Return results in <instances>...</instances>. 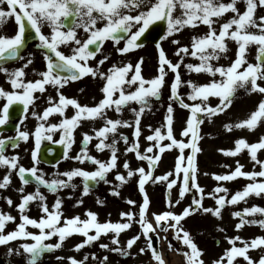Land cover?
Returning <instances> with one entry per match:
<instances>
[{
  "label": "snow or ice",
  "instance_id": "1",
  "mask_svg": "<svg viewBox=\"0 0 264 264\" xmlns=\"http://www.w3.org/2000/svg\"><path fill=\"white\" fill-rule=\"evenodd\" d=\"M240 2L241 0H0V26L13 17L18 26L14 36L0 35V72L5 74L12 89V91H7L0 87V100H6L2 107L3 114L0 116V125H4L8 121L10 106L21 105L23 113L27 114L30 106L34 108L35 100L39 99L34 93L43 94L46 91V85L55 88L58 101L49 96L47 98L49 107L42 113L36 111L31 113L34 118L40 121L34 133L36 150L32 153L33 161L37 162L41 140H51L52 133L57 131L61 133L60 143L65 147V158H68V150L75 142V130L81 126V121L104 120L103 127L93 129L95 136L83 133L80 153L71 157L80 163L91 162L96 166V170L86 171L74 168L64 173H57L50 180L45 179L44 174L35 165L25 168L19 164L17 156L4 154L9 146L8 142H11L12 147H16L20 140L27 141L29 139V132L17 129L16 136L8 137L7 141L0 139V167L7 170L6 175L0 179V189L8 188L11 184V173L16 171L24 185L34 180L37 185L45 187L53 194L64 188L75 189L76 185L71 181L75 177H81L83 179V195H88L91 190L90 181L107 183V174L119 166L117 163L119 140L116 137L119 127L135 128L136 141L125 151L135 153L137 159L147 161L148 164L147 171L144 167L133 170L126 161L123 167L128 169L127 177L116 173V179L121 182V185L127 183L128 179L138 173V187L144 196L138 214L133 211L120 214L125 222L107 221L101 223L98 221V214L90 210L86 211L87 219L84 220H81L79 216L66 217L62 211V199L57 197L50 208L46 202L47 197L39 188L33 193L22 195L21 202L16 205L21 222L16 224L14 230L5 232L6 224L8 222L15 223L16 217L10 213L0 212V245H7L17 239H30L34 243H22L17 249L9 248V255H24L26 264H38L44 254L61 249L65 240L75 234L86 237L74 247L75 251H80L86 245L97 241L101 235H107L109 232L115 234L112 243L118 245L117 237L121 231L131 228L135 222L140 225L141 234L147 240V249L151 250L152 258L156 264H165V260L162 254L153 247L152 237L149 236V233L159 236L157 229L167 232L169 228L175 229L176 239L182 240L183 244L191 250L190 253H183L187 264H204L201 259L202 251L193 242L189 232L184 230L181 221L197 212L211 213L219 219L221 210L227 205H236L241 201L247 202L246 198L250 195L261 196L264 194V179H258L264 178V160L258 159L257 155L260 150H264V136L255 143H248L246 139L239 138L235 141L234 149H219L226 156H237L246 149L254 162V169L256 165H259L260 170L242 171L244 166L237 160L234 171L228 174H213V178L221 182L232 181L240 177L251 181L245 185L243 190L236 191L230 198L227 196L229 190L226 187H216L214 193H225V195L210 194L217 205L215 208L203 206L204 190L197 183L198 169L194 163L197 153L202 151L198 146V141L202 138L199 136V125L203 124L205 119L211 122L213 117L225 113L231 107L238 88H245L249 94L253 92L264 94V84L258 83V81H264V15H256L257 8H264V0H243L245 5L243 11L238 7ZM229 12L232 13V16L222 22L221 18ZM158 22L166 25L164 39L175 36L186 27L197 28L204 25L207 27V32L201 36L193 35L190 46L181 45L178 39H173L171 42L178 45L175 53L178 57L176 63L169 60L164 49L160 44H157L159 75L152 79H145L142 76L143 58H140L135 65L131 62L122 66L113 64L106 72L101 71L100 66L109 59L107 55L97 62L96 67L89 65L90 59H95L98 53H102V47L106 41L111 40L116 46V51L121 55L142 47L141 37ZM217 24L219 28L215 26ZM45 27L50 29L48 34L43 31ZM78 30H82L85 34L83 38ZM32 37L38 41L37 47L43 50L46 70L36 73L41 79L26 81L24 77L27 73L24 69L33 63L31 58H28L21 68L15 70L10 71L6 65L9 62L25 59L23 50ZM229 40L234 41L237 45L236 56L228 66H224L219 64V61L228 59L227 41ZM121 41H124L123 47L119 46ZM253 45L256 46L254 63L247 59V54ZM61 46L68 47L71 55H66L61 51ZM188 56L198 60L199 63H185V57ZM182 65L189 76L192 73H204L212 79L205 84H198L191 78L184 80L180 71ZM168 71L174 74L170 84V101L178 103L181 108L190 112L189 118L186 120V128L181 133L182 136L189 139L184 142L175 138L172 115L174 108L170 103L167 106L166 124L163 126L166 128V132H162L161 128L154 129L153 134L148 135L146 139L155 143L148 146L144 153H141L139 148L141 118L146 109L150 110V99L160 98ZM130 73L131 75H129ZM85 76L104 81L101 88V92L104 94L103 98L94 106L81 105L77 99L68 98L60 91L69 82L80 80ZM217 76L219 79H216ZM182 86L190 88L191 91L187 93V99L193 103H187L180 94L179 89ZM209 97L219 98V103L212 106L208 103ZM132 103L140 105L139 109H131L135 116L134 124L107 117V110L113 109L117 113H121ZM69 106L75 110L71 117L65 116V110ZM52 114H59L62 117L61 121L48 123L49 116ZM262 123H264V99L259 102L257 108L250 113L247 119L235 124L227 123L224 128L229 132L240 128L254 131ZM110 135L111 143H107ZM93 139L98 141L94 145L97 151L110 150L111 155L108 161H102L89 154L88 145ZM119 139H122L126 145L129 143L128 137L123 134ZM165 140L170 143L161 144ZM173 147L180 151L174 169L176 177L181 179L178 191L179 199L176 200L172 199L171 190L177 185V179H169L174 173L153 176V171L161 159L160 154ZM154 148H158L160 154L148 155L147 153H153ZM185 149H190L191 154L185 156ZM185 160H187L186 165L184 164ZM225 167L228 166L225 165ZM180 173H183L182 178ZM61 176L67 177V179H62ZM149 180H152L153 183L167 182L166 187L169 190L167 203L170 210L160 214L153 213L155 225L148 219L150 201L145 192V184ZM193 189L196 193H200L199 198L194 194L192 203L180 214H176L174 212L175 205H178L186 193ZM18 191L23 193L24 189L20 188ZM113 195H119V192L114 191ZM4 199L10 207L13 205L10 197ZM31 202H38V208L42 213L39 219L30 218L26 214ZM82 203V200L78 201V204ZM98 203L102 202L98 201ZM127 203L129 205L136 204L131 199L127 200ZM257 213L264 215V208L253 206L243 209L242 212L235 211L233 216L239 218L240 221L236 225L237 231L245 224H259L264 228V219H246V217L255 216ZM62 220L63 223H61ZM28 226L38 229L39 233L28 231ZM92 230L95 232L94 235L89 234ZM218 230L225 231L223 228ZM181 233H183L182 236ZM52 237H58L57 242L45 243ZM139 239L140 235L133 236L127 241L126 248L116 247L110 250L118 252L121 256H128L131 254L129 250ZM226 239L232 246L226 249L219 259L213 261V264H225V260L226 264H234L237 257H242L247 261V264H264V256H261L257 261L248 255L250 249L262 248L264 250V237L253 238L251 242L240 236L226 237ZM237 241H240L243 246H236ZM100 247L109 249L107 244H101ZM169 247L171 248V245ZM139 251L143 254L146 249L141 248ZM63 259L65 258L57 257V260ZM67 259L70 264H85L89 257L85 256L81 261L74 257ZM107 260L108 257L105 256L101 264H106Z\"/></svg>",
  "mask_w": 264,
  "mask_h": 264
},
{
  "label": "rangeland",
  "instance_id": "2",
  "mask_svg": "<svg viewBox=\"0 0 264 264\" xmlns=\"http://www.w3.org/2000/svg\"><path fill=\"white\" fill-rule=\"evenodd\" d=\"M6 7V5H5ZM241 11L244 10L245 5H238ZM135 14V13H133ZM216 19V18H213ZM216 26V25H215ZM17 25L15 24L14 17L9 19V26L3 29V34L6 36H14L17 31ZM160 29V35L157 43H143V46L137 48L133 51H130L127 54L121 55L116 51V46L114 43L106 41L102 47V53H98L95 59H90L88 61L90 66L96 67L97 62L103 58L104 55H107L109 59L105 62V64L100 66L101 71H107L113 64H117L122 66L123 64H127L131 62L135 65L140 58H143L142 64V76L145 79H152L159 75L158 73V56L159 51L156 47L157 44H160L161 47L164 49L165 54L169 60L173 63L178 62V57L175 55L178 45L173 44L171 41L173 39H178L181 45H189L191 44V37L193 35L201 36L207 32V27L200 25L197 28H185L180 33L176 34L175 36H170L167 39H164V35L166 33V25L162 22H158L156 25L152 26L148 32L145 33L143 38L151 33L154 28ZM217 27V26H216ZM9 29V34H8ZM45 34H48L50 29L45 27L43 29ZM135 31V29H133ZM80 36L83 38L85 34L82 30H78ZM229 46V53L228 59H221L219 64L228 66L232 60L235 59L236 56V49L237 45L234 41H227ZM124 42L120 43V47H123ZM255 55H256V46L253 45L250 48V51L247 54V59L249 62H255ZM25 59L19 60L18 63L9 66V69L15 70L21 68L28 58L33 60V63L29 65L32 69V75L36 76L38 73L36 64L41 59L39 53L33 51H25L23 54ZM185 63H193L198 64L199 61L188 56L185 57ZM216 63V62H213ZM183 69V75H182ZM26 71V69H24ZM181 76L182 79L187 80L191 78L198 84H205L208 83L212 77L208 76L203 73L196 74L192 73L189 76L187 70L181 66ZM131 75V73L129 74ZM174 76L171 71H168V75L165 79L169 83V79ZM99 79V78H96ZM93 79V80H96ZM219 79V76L216 77ZM258 83L264 84V81H258ZM10 91V90H9ZM162 91V89H161ZM180 94L184 97L185 101L189 104L193 103L192 101L187 99V93L191 90L187 86H182L180 89ZM264 99V94L259 93H248L246 92L245 88H238L235 94V98L230 108L227 109L225 113L217 115L212 118L211 122L208 119L204 120V123L199 125V136L202 137L198 141V146L202 149L201 152L197 153L195 158V165L198 169L197 171V183L200 185L201 188L204 190V198H203V206L207 208H215L217 205L215 204V200L211 198L210 194L213 195H225V193H214V189L218 186L226 187L229 192L227 196L230 198L232 194H234L238 190H243L245 185L250 183L251 181L240 177L232 181H216L213 178V174H228L235 170L236 168V161L238 160L241 165H243L242 171L250 172V171H259V165H256L255 169L253 167L254 162L251 160L248 151L242 150L241 153L237 156H226L222 154L219 149L231 150L235 148V141L239 138H244L247 140L248 143H255L257 142L262 136H264V123H262L259 127H257L254 131H249L247 128H240L234 129L233 131L229 132L225 130L224 125L227 123L235 124L239 121L245 120L249 117L250 113L254 111L259 102ZM209 104L215 106L219 103V98L217 97H209ZM173 107L176 109L173 113V132L174 136L178 141L187 142L189 138L182 136V130L186 128V120L189 118L190 112L187 109H183L179 106L178 103L173 102ZM127 112L122 111L121 113H117L116 111L110 110L109 114L107 115L108 118L113 120H124L126 119ZM83 122L85 120H82ZM104 126L103 120L96 119L92 123H86L82 128L78 127L75 130L74 137L75 140L77 139L78 145H80V141L83 138V133H88L89 135L95 136V132L93 129H99ZM36 129L33 130H26L25 128L20 129V131H27L30 133L29 139L34 138V133ZM135 128L134 127H119L116 133V137L119 140L117 144V148L119 151L117 155L119 157L117 163L118 168L113 169L110 173L109 179L107 180V184H105L108 192L104 194L107 195H93L89 197H81L77 196L76 200L73 201V198L69 199L68 201H63L62 204V211L64 216L66 217H73L79 216L81 220L87 219L85 213L86 211H92L98 214V221L101 223L112 221L113 223L116 222H125L121 218L122 212L133 211L138 214L139 206L142 205L144 196L143 194H138L139 192H127L124 193L123 191H119L118 188L121 186V182L116 179V173L123 174L127 177V171L125 168H122V162L131 163L132 158L136 155L133 152H126L125 149L130 147L131 144L123 143L122 139H119L120 135L123 134L124 136H130L134 134ZM141 134L140 141H139V148L141 153H144L146 148L151 144L146 137L151 133L146 132L141 127ZM133 137V136H132ZM112 137L109 136V140L106 141L107 143H111ZM98 141L93 139L90 143V150L94 149L91 146L95 147L94 145ZM165 143V141H163ZM89 150V151H90ZM159 150V149H158ZM172 152H165L162 155L160 161V166H157L155 169L154 176H162L169 172L174 173L175 164L177 161L178 156L180 155V151L178 148L173 147ZM97 151V150H96ZM155 148L153 149V153H147L148 155H153ZM16 153V152H15ZM159 154V153H158ZM191 150L185 149V156L190 155ZM110 150L105 149L104 151H97V159L102 161H108L110 159ZM258 159L264 160V150H260L258 152ZM147 161H138L139 167L146 168L148 164ZM184 164H187V160L184 161ZM168 165V168L166 166ZM172 166L171 169L169 166ZM227 165L228 167H225ZM147 170V169H146ZM183 173H180V177L182 178ZM139 177L137 173L133 177L127 180L128 183H131L133 187H136L135 180ZM177 179V185L173 187L171 190V196L173 200L179 199L178 191L179 187L181 186V179L177 178L175 173L172 176V179ZM264 179V178H258ZM134 181V183H133ZM167 182H156L153 183L152 180L148 181V184L145 186V191L149 198L150 204L148 208V219L153 222L155 225L154 218L152 216L153 213L160 214L169 209L168 201V191L166 189ZM9 188L12 189V198L16 199L17 202H21V196L29 193H33L32 190L27 189L26 187L22 186L21 183L16 179L15 175L11 173V184ZM23 188V193L19 192L18 189ZM136 189V188H135ZM114 191H118L119 195H113ZM196 195L199 198L200 193H196L195 189L186 193L183 200L178 205H175L174 212L176 214H180L184 208L188 207L192 203L193 195ZM58 196L62 197L63 193H58ZM133 200L136 202L135 205H129L127 200ZM82 200V204H78V201ZM101 201L102 203H98ZM247 202L241 201L236 205H227L225 208L221 210V218H217L213 216L211 213H203L197 212L193 215L187 217L184 222H181L184 230L188 231L193 242L198 246V248L202 251L201 259L204 261V264H213V261L219 259L225 252L226 249H229L232 245L229 244L228 239L226 237H236L240 236L244 240L251 242L253 238L262 237L264 235V229L259 224H245L239 231L236 229V225L240 222L239 218L233 216L235 211H243L245 208H250L253 206L262 207L264 208V195L255 196L250 195L246 198ZM74 203H77V206H73ZM261 214L257 213L255 216H248L246 219L252 220H260ZM138 219V215H137ZM63 221V220H62ZM174 223V222H172ZM219 228H223L225 231H219ZM159 236L155 233H149V236L152 237V241H157V251L162 254L163 259L165 260V264H187L186 257L183 255L184 252H189L190 249L183 244L182 240L176 239V232L175 229L169 228L167 232L160 231ZM114 233L109 232L107 235L108 239L104 240V244L109 245V249H106L103 254L109 255L107 260V264H156L153 260L151 255V250L147 249V240L141 234V228L138 223L133 222L132 227L121 231L119 236L117 237L119 240L118 245H114L112 243V239L114 237ZM140 235V239L136 241L133 247L129 250L130 255L128 256H121L118 252L111 251L110 249L120 247L126 248L127 241L132 238L133 236ZM181 236L183 233L180 234ZM79 237L77 239V244L81 243L86 237L77 234ZM103 240V239H102ZM218 241V245H215V241ZM100 240L94 241L88 245H86L83 250V254L77 258L78 261L84 259L85 256H88L89 259L85 261V264H90L93 261H100L102 258V253L99 256H96V248L99 247ZM171 245V248L169 247ZM236 246L242 247L243 244L240 241L236 242ZM145 248L146 252L141 254L140 249ZM264 250L262 248H255L250 249L248 253H252L251 256L255 254H261ZM22 252V249H21ZM95 256V259H93ZM240 258V257H239ZM236 258L234 264H247L243 258L239 259ZM238 259V260H237ZM96 261V264L97 262ZM226 264V260H225Z\"/></svg>",
  "mask_w": 264,
  "mask_h": 264
},
{
  "label": "flooded vegetation",
  "instance_id": "3",
  "mask_svg": "<svg viewBox=\"0 0 264 264\" xmlns=\"http://www.w3.org/2000/svg\"><path fill=\"white\" fill-rule=\"evenodd\" d=\"M239 5H244L243 0H241ZM256 15L257 16L264 15V8H257ZM231 16H232L231 12L226 13L225 16L223 18H221V21L222 22L226 21ZM8 26H9V19H8L7 23H5L3 26H0V35L3 34V29L8 27ZM216 26H217V28H219L218 24ZM202 29H204V25H203ZM253 31H255V29H253ZM8 34H9V29H8ZM142 42L143 43H151V44L153 43V42H149L145 39H143ZM37 44H38V41L35 39L33 42H31L27 46V48H26L27 50H25V51L31 50L33 52L39 53L41 59L36 64V67H37V70L39 73V72L46 70V62L44 59L43 51L37 50ZM60 50L63 51L66 55H71V51L68 47L61 46ZM14 64H16V63H14ZM14 64L7 63L6 66L9 68V66L14 65ZM9 70L11 71L12 69H9ZM25 72L27 73L26 77H24V79L26 81L27 80L35 81L37 79H41V77L39 75H36V76L32 75V73H31L32 69L30 67H27ZM182 75H183V69H182ZM203 75L205 76L204 73H203ZM172 79H173V77H172ZM171 82H172L171 78L169 79V83L166 80V83H165L164 87L162 88L159 99H157V98H151L150 99V110H148V109L145 110V112L141 118V123H140V128L142 127L146 132L153 134V130L156 128H161L162 132H166V128L163 126L166 124L165 117H166V115H168L167 106L170 103H172V105H173V101H170V99H169ZM103 84H104V81H102L100 79L93 80V78L91 76H85L80 80H77L74 82H69L65 87L60 89V91L68 98L77 99L81 105L94 106L103 98L104 94L101 92V88H102ZM0 87H2L3 89H5L7 91H9V90L12 91L11 85L8 83L5 74L2 72H0ZM45 87H46V91L43 94H41L40 92L34 93V95L36 97H39V99L35 100V107L34 108L30 106L29 112L27 114L23 113L21 105L13 104L12 106H10L8 121L4 125H0V139H5L7 141L8 137L16 136L17 135V131H16L17 129H19V130L23 129V128H25L26 130L36 129V127L38 126L40 121H38L36 118H34L31 113L33 111H36L38 113H42L44 111V109L49 107L50 105H49L48 100H47V98L49 96L53 97L55 101H58V95H57L56 89L50 85H46ZM81 89H83V91H80ZM5 103H6V100H0V116H2V114H3L2 113V107ZM139 107H140V105L135 104V103H132L128 107H126L123 110V111L127 112L125 121H128L129 123L134 124L135 116H134V113L131 109L132 108L139 109ZM110 110L111 109L107 110V115L109 114ZM175 110L176 109L174 108V111ZM74 111L75 110L71 106H69L65 110V116L71 117L74 114ZM112 111H114V110L112 109ZM61 119H62V117L59 114H52L49 116L48 123H59L61 121ZM98 120L100 121L103 119H98ZM92 122H93L92 120H85L84 122L81 121L80 128H82L86 123H92ZM149 126H151V127H149ZM141 137H142V134H141ZM60 138H61V133L59 131H57V132L52 133V139L51 140L43 139L48 144H59L60 149L64 148V158L56 166H52V167L46 166V165L41 164L38 160H37V162L33 161L32 153H33V151L36 150V148H35V137L32 139H28L27 141L20 140L18 142V146H16V147H12L11 142H8L9 146L6 148V151L4 154L6 156H17L18 160H19V164L24 166L25 168H31L35 165L36 167H38L40 172L44 174L45 179H49V180L54 178L57 173H64V172L73 170L74 168H81V169L86 170V171L96 170V166L93 165L91 162L85 161L84 163H80L79 161H76V160L71 158V157H75L77 154L80 153L82 139L80 141V145H78L77 139L75 140V142L71 146V149L68 150V158H65V147L62 143H60ZM128 140H129L128 144H131V142L134 143L136 141V137L134 136V134H131L130 136H128ZM139 141H140V137H139ZM149 142L155 143L154 141H149ZM123 143H124V141H123ZM169 143H170V141H167V140H165V143L163 141L161 142V144H169ZM91 148H94V149L90 150V144H89L88 145V151L90 150L89 154L97 158V156H96L97 155V151H96L97 149L93 146H91ZM165 152L169 153V152H172V150L166 149L162 154L159 153L158 148H155V151H154L155 154L159 153L161 155V157ZM163 156L166 157L165 155H163ZM138 161H139V159H137V157L134 156L132 158L131 163L129 164L130 168L133 170L139 168ZM160 163H162V162L160 161ZM160 163H158L157 166H160L161 165ZM123 165H124V162H122V168L124 169ZM157 166L155 167V169L157 168ZM171 167L172 166L170 165L169 168L171 169ZM166 168H168V165L166 166ZM145 169L148 170V166ZM125 170L128 171V169H125ZM6 172H7L6 168L0 167V179H2L4 177V175H6ZM171 172H172V169H171ZM12 173L15 175L16 179L21 183V185L26 187L27 189L35 192L37 190V188H39L40 191L47 197L46 202L50 208L54 204L57 197H59L58 193H60V192L63 193V196L59 197L62 199V201H68L71 198H73V201H75L77 196H81L83 198L93 196V195H102V196L104 195L105 196L107 194H104V193L108 192V189L105 186V184H107V183H105L103 181H100L98 183L90 181L89 182L90 186L95 187V188H91L88 195H83V179L81 177H75L71 181L72 184L76 185L75 189H73L71 187L64 188V189L60 190L58 193L53 194L52 192L48 191L43 186L39 187L33 183H29L27 185H24L22 183V181L20 180L17 172L12 171ZM110 173L111 172H109L107 174V180L109 179ZM155 173L156 172L154 170L153 176L155 175ZM60 178L67 179V177H63V176H61ZM138 179H139V177L135 180V183H134V181H133V183L138 184ZM169 179L171 180L172 176H170ZM135 188L136 187H133V185L131 183L127 182V183H124L123 185H121L118 188V190L123 191L124 193H127V192H129V193L134 192L135 193L138 190L137 188L136 189ZM166 189H167V187H166ZM11 190L12 189H10L9 186L6 189H0V212L10 213L12 216L16 217L15 223L8 222L6 224L5 232L14 230L16 227V224L21 222L19 212L16 208V205H18L19 202H17L16 199L12 198V195H11L12 191ZM5 197H10L12 199L13 205L11 207L6 203V200L4 199ZM76 204L77 203H74L73 206H77ZM26 214L30 218L39 219L40 216L42 215V213L40 212V210L38 208V202H31L29 207H28ZM61 223H63V221H61ZM27 230L30 232H33V233H37V234L39 233V230L36 228H33L32 226H28ZM89 234L94 235L95 234L94 230L90 231ZM262 237H264V235ZM78 238L79 237L77 236V234L67 238L61 249L56 250L52 254L43 255L42 259L38 262V264H70V261L67 259L69 257H74L77 260V258H79V256L83 254L82 249L80 251L74 250V247L77 245V239ZM105 239H108L107 236H105V235H101L100 238L98 239V240H100V244H99V247L96 248L95 253H96L97 257L99 256L100 253H102V258L100 261L96 260V261H98L97 264H101V261H103V258L105 256H107L109 258V255L103 254L107 250L100 247L101 244H104L103 242ZM57 240H58V237H52L51 240H47V241H45V243H55V242H57ZM22 243H34V241H32L30 239H28V240L17 239L15 241L10 242L7 245H0V264H26V260H25L24 255H15V254L9 255V252H8L9 248L17 249L20 247V245ZM251 254H252L251 252L248 253V255L253 260L258 261L261 256H264V251L261 254L257 253L253 256H251ZM57 257H64L65 259L57 260ZM239 259H242V258H239ZM96 261L90 262V264H96ZM106 264H107V262H106Z\"/></svg>",
  "mask_w": 264,
  "mask_h": 264
},
{
  "label": "water",
  "instance_id": "4",
  "mask_svg": "<svg viewBox=\"0 0 264 264\" xmlns=\"http://www.w3.org/2000/svg\"><path fill=\"white\" fill-rule=\"evenodd\" d=\"M158 36H159V31L154 30L147 38L150 41H155V40H157ZM33 39H34V37L30 38L28 43L30 41H32ZM9 63H11V62H9ZM37 157H38L39 162H41V163H44L46 165H54L61 160L62 150L56 145H43L39 149ZM29 179H31V178H29ZM32 182L36 184V182L34 180ZM37 186H40V185H37ZM263 219H264V217H263Z\"/></svg>",
  "mask_w": 264,
  "mask_h": 264
}]
</instances>
